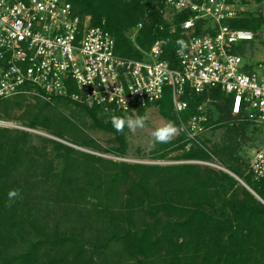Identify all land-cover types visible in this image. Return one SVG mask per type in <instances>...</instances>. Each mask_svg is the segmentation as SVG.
I'll list each match as a JSON object with an SVG mask.
<instances>
[{"label": "trees", "instance_id": "trees-1", "mask_svg": "<svg viewBox=\"0 0 264 264\" xmlns=\"http://www.w3.org/2000/svg\"><path fill=\"white\" fill-rule=\"evenodd\" d=\"M135 1L119 6V0H73L72 6L75 15H93L92 26H104L112 33L117 55L143 60V53L149 52L152 45L161 40L165 42L164 59L177 67L176 50L186 39L181 24L187 16L175 14V21L168 25L160 11L149 16L143 13V9L138 10L132 5ZM159 2L161 9H165V1ZM104 20L106 25L102 23ZM246 21L247 17L235 27L252 30ZM140 25L139 35L131 41L124 32ZM247 70L250 72L252 68ZM25 90L30 93L0 101V120L8 119L13 103L26 95L43 98L41 92L30 86ZM166 99L170 100V111L160 107ZM183 100L188 103V109L177 115L171 90L166 89L164 99L147 108L159 106L161 113L167 116L174 113L172 118L180 127L181 121L186 123L201 115V107L205 106L207 130L220 121L222 114L233 115L232 98L219 88L207 89L200 94L187 89ZM50 102L58 105L54 107L46 103L44 109L33 110L35 117L27 120L28 125L25 126L33 130L44 129L78 147L96 149L93 141L80 143L75 139L69 140L67 129H71L73 122L59 118L57 112L61 104H74L94 118H107L102 111L65 98H53ZM146 109H140L138 115L144 116ZM214 114H217V119H213ZM234 118L238 122L233 126L240 135L248 126L255 125L244 117ZM109 121L113 124L112 119ZM32 138L27 132L0 127V264H199L197 257L205 249L211 253L214 249L218 255L215 259L216 255L211 254L200 264H264V203L241 188L233 177L215 171L222 179L232 182L235 194L226 204L234 210L237 218L229 236L221 235L213 242L211 233L219 226V221L208 210L216 207V197L211 196L210 191L213 186L217 187V180L211 175L214 171L210 167L195 164L164 167L118 163L86 153L79 154V151L63 146L69 154L62 187L71 188L77 203L94 201L95 209L90 210L93 214L91 224L82 230L75 227V221L66 231L53 229L37 216L36 209L30 208L28 193L31 189H28L25 174L31 175L35 169L34 160L26 152V149L37 151ZM181 138L189 143L183 134ZM234 142L230 139L228 149ZM194 149L190 160L204 159L211 153L197 146ZM75 154L85 160L75 157ZM227 169L245 183L246 178L250 182L252 180L257 190L251 189L264 201V181H255L251 173L244 175L234 167ZM13 189H18L20 196L11 207H7L8 193ZM222 189L226 190V187ZM133 210L149 219L142 228L132 222L130 215ZM95 254L100 255L96 257Z\"/></svg>", "mask_w": 264, "mask_h": 264}, {"label": "built area", "instance_id": "built-area-1", "mask_svg": "<svg viewBox=\"0 0 264 264\" xmlns=\"http://www.w3.org/2000/svg\"><path fill=\"white\" fill-rule=\"evenodd\" d=\"M72 1L0 0V101L28 94L25 87L30 86L47 100L65 98L119 117L161 102L170 89L180 115L188 109L187 89L200 94L219 88L232 98L234 117L264 131V74L238 52L240 43H252L258 35L235 27L245 19L235 0H164L167 11L187 16L177 67L164 59L161 40L143 53V60L117 55L112 33L92 26L90 17L75 15ZM259 67L264 69V59ZM205 109L180 123L189 143L203 142ZM249 173L264 181V144L250 161Z\"/></svg>", "mask_w": 264, "mask_h": 264}, {"label": "rangeland", "instance_id": "rangeland-1", "mask_svg": "<svg viewBox=\"0 0 264 264\" xmlns=\"http://www.w3.org/2000/svg\"><path fill=\"white\" fill-rule=\"evenodd\" d=\"M131 1L119 0V6L124 2L131 3ZM159 1L137 0L132 5L136 6L138 10L143 9V13H148L149 16L160 11L163 20L168 25L173 23L176 18L175 14L167 11L166 8L161 9ZM235 1L238 9L241 11V15L245 18L247 17L246 25L258 35L257 39L252 43H240L238 52L246 62L257 69L259 75H263L264 69L259 67V65L264 59V0ZM116 12L113 11V13ZM86 17L91 18L90 22L94 19L93 15ZM102 23L106 25L107 21L104 20ZM137 28L124 32L129 36L131 41H134L137 35H139L138 30L140 28ZM169 101V99H166L160 107L165 111H170L171 106ZM46 103L54 107L58 105L37 95H26L24 99L13 103L9 111L10 116H8V119L2 118L0 120V127L24 131L33 137V146L37 151L26 149V152L30 153V159H33L35 164V169L31 171V175L29 173L25 174L26 183L29 184L28 189H31L28 193L30 208L36 209L37 216L48 222L53 229H63L66 231L71 228V222L75 221V227L82 230L91 224L93 214L90 213V210L95 209L94 201L85 202L81 200L82 204L77 203L76 198L73 197L71 188L62 187V176L64 175V167L69 154L63 148V146H66L79 151V154L86 153L118 163L164 167L195 164L202 167H210L214 171L211 175L216 177L217 187L213 186L210 191V195L216 197V207L208 211L219 221V226L211 233L213 242L221 235L226 234L229 236L237 216L234 210L228 208L226 203L230 202L232 196L235 194V190L232 189V182L230 180L222 179L219 175L215 174V171L226 173L224 170L229 171L227 168L234 167V169L239 170L242 174H248L250 161L255 152L264 144V131L261 127L250 125L244 131V134L240 135L236 127L233 126L238 120L236 121L233 115L224 116L222 114L220 121L213 128L208 129L207 133L202 137V140L205 142H202L200 145H194L182 141L178 124L174 121V117L172 118L175 111L171 116H167L161 113L159 106L147 108L144 116L138 115V113L119 116L125 119L128 117H147V120L143 128L130 131L125 125L124 130L118 132L113 124H111V121H109L113 117L106 116L107 118H102L97 116L94 118L85 109L84 112L74 104L59 105L58 117L65 121L73 122L71 129H67L69 140L75 139L80 143L93 141L97 146L96 149L83 148L75 146L67 140L57 138L44 129L37 128L33 130L25 126L26 124L28 125L27 120L35 117L33 110L36 111L43 108V105ZM217 118V114H214L213 119ZM169 122L173 123L176 127L175 134L168 143H158L153 136V132L158 128L164 127ZM220 122L222 123L220 124ZM230 139H234L235 142L233 143V147L228 149ZM196 146L204 149L206 152L210 151L211 153L209 154L211 156L207 154V158L190 160L189 157L195 151L194 148ZM237 148L239 149L236 150ZM79 154H75L74 156L85 160ZM228 175L231 176L230 174ZM245 181L250 189L257 190L252 180L250 182L246 178ZM223 186L226 187V190L222 189ZM239 186L243 189L245 188L252 196H255L240 182ZM257 192L261 194L260 191ZM133 211L130 215L132 222L138 228H142L144 223L149 219L143 214H138L139 211ZM162 215L161 217H163ZM126 221L129 223L128 215H126ZM225 226L226 228H224ZM212 251L211 253V251L208 252L205 249L204 252L200 253L199 257H197L198 263L205 262L211 254L216 255V259L218 253L214 249ZM99 255L95 254L96 257Z\"/></svg>", "mask_w": 264, "mask_h": 264}, {"label": "clouds", "instance_id": "clouds-1", "mask_svg": "<svg viewBox=\"0 0 264 264\" xmlns=\"http://www.w3.org/2000/svg\"><path fill=\"white\" fill-rule=\"evenodd\" d=\"M147 117H137V118H120L113 117L112 123L116 131L122 132L125 125L130 131H135L137 128H143L145 126ZM176 132V127L173 123L169 122L164 127L158 128L153 132V136L158 143H168ZM20 196V191L18 189L10 190L8 193V200L6 202L7 207H11L15 202V199Z\"/></svg>", "mask_w": 264, "mask_h": 264}, {"label": "water", "instance_id": "water-1", "mask_svg": "<svg viewBox=\"0 0 264 264\" xmlns=\"http://www.w3.org/2000/svg\"><path fill=\"white\" fill-rule=\"evenodd\" d=\"M226 173H228V174H230L231 176H233L238 182H240L243 186H245L253 195H255L256 197H258L248 186H247V184L244 182V181H242L239 177H237L236 175H234L233 173H231V172H229V171H227V170H224ZM259 198V197H258ZM260 199V198H259ZM261 200V199H260ZM263 203H264V201L263 200H261Z\"/></svg>", "mask_w": 264, "mask_h": 264}]
</instances>
